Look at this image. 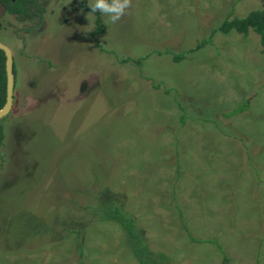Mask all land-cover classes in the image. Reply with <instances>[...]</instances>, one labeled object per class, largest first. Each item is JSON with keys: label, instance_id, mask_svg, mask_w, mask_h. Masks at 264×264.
Instances as JSON below:
<instances>
[{"label": "rangeland", "instance_id": "rangeland-1", "mask_svg": "<svg viewBox=\"0 0 264 264\" xmlns=\"http://www.w3.org/2000/svg\"><path fill=\"white\" fill-rule=\"evenodd\" d=\"M90 2L41 0L39 27L0 20L15 68L0 264H137L86 210L95 174L175 264H223L211 241L229 264H264V54L253 32L212 34L264 0H130L115 23L99 13L101 33Z\"/></svg>", "mask_w": 264, "mask_h": 264}, {"label": "trees", "instance_id": "trees-1", "mask_svg": "<svg viewBox=\"0 0 264 264\" xmlns=\"http://www.w3.org/2000/svg\"><path fill=\"white\" fill-rule=\"evenodd\" d=\"M0 3L5 7L6 14L16 17L21 22H34L38 21L35 27L42 25L44 8L41 5V0H0ZM96 16V33L103 31V25L99 13H95ZM35 29V28H33ZM220 33L228 35L234 32L243 38H246L250 32L256 34L259 38V44L261 47L260 53L264 54V10H254L247 13L244 17H227L222 23L212 30V34ZM207 44V40L199 43L193 51H198ZM184 54H178L173 56L174 62H180L183 59ZM5 55L0 50V110L6 103V71H5ZM130 61L124 59L122 62ZM136 65H141V60L135 61ZM13 75H15V68L13 64ZM249 109L248 101H244L239 104L232 111L223 114L225 118H232L245 113ZM4 139L3 126L0 122V146ZM97 171L99 169L95 168ZM98 173V172H97ZM95 186L94 196L92 201H96L93 205L88 204L86 210L92 211L93 218L102 222H113L118 225L124 234L127 246L135 258L137 264H175L173 260L164 252L151 246L145 241V235L141 228L136 224L135 218L128 214L124 207L121 205L120 195L108 194L109 189L106 184V177L95 174ZM108 191V192H106ZM88 201V200H87ZM187 236L192 242H195L188 233ZM198 242V241H196ZM210 243L217 246L219 251L223 255V264H229L228 257L224 254L220 246L215 241Z\"/></svg>", "mask_w": 264, "mask_h": 264}, {"label": "clouds", "instance_id": "clouds-1", "mask_svg": "<svg viewBox=\"0 0 264 264\" xmlns=\"http://www.w3.org/2000/svg\"><path fill=\"white\" fill-rule=\"evenodd\" d=\"M130 0H91L90 11L100 13L111 23H115L126 13Z\"/></svg>", "mask_w": 264, "mask_h": 264}, {"label": "water", "instance_id": "water-1", "mask_svg": "<svg viewBox=\"0 0 264 264\" xmlns=\"http://www.w3.org/2000/svg\"><path fill=\"white\" fill-rule=\"evenodd\" d=\"M6 10L5 7L0 3V20L5 15ZM0 50L4 52L5 55V71H6V78H7V84H6V103L4 107L0 110V121L2 118H4L12 107V101H13V89H14V75H13V58L12 53L10 49L0 42Z\"/></svg>", "mask_w": 264, "mask_h": 264}, {"label": "flooded vegetation", "instance_id": "flooded-vegetation-1", "mask_svg": "<svg viewBox=\"0 0 264 264\" xmlns=\"http://www.w3.org/2000/svg\"><path fill=\"white\" fill-rule=\"evenodd\" d=\"M5 15H8V14L5 13Z\"/></svg>", "mask_w": 264, "mask_h": 264}]
</instances>
